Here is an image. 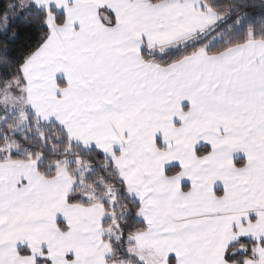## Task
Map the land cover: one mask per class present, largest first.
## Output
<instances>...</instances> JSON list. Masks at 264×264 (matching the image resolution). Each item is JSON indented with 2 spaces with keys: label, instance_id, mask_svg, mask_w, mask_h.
<instances>
[{
  "label": "snow or ice",
  "instance_id": "1",
  "mask_svg": "<svg viewBox=\"0 0 264 264\" xmlns=\"http://www.w3.org/2000/svg\"><path fill=\"white\" fill-rule=\"evenodd\" d=\"M0 264H264V0H0Z\"/></svg>",
  "mask_w": 264,
  "mask_h": 264
}]
</instances>
